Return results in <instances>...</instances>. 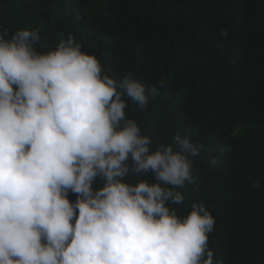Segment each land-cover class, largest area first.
Returning <instances> with one entry per match:
<instances>
[{
  "label": "clouds",
  "instance_id": "clouds-1",
  "mask_svg": "<svg viewBox=\"0 0 264 264\" xmlns=\"http://www.w3.org/2000/svg\"><path fill=\"white\" fill-rule=\"evenodd\" d=\"M40 41L0 25V264H223L205 204L173 207L203 146L177 133L154 147L127 115L163 84L117 80L71 34Z\"/></svg>",
  "mask_w": 264,
  "mask_h": 264
},
{
  "label": "trees",
  "instance_id": "trees-1",
  "mask_svg": "<svg viewBox=\"0 0 264 264\" xmlns=\"http://www.w3.org/2000/svg\"><path fill=\"white\" fill-rule=\"evenodd\" d=\"M0 25L40 29L39 51L71 34L117 80L162 83L146 110L129 99L127 115L154 147L177 133L203 146L173 207L205 204L215 259L264 264V0H0Z\"/></svg>",
  "mask_w": 264,
  "mask_h": 264
}]
</instances>
